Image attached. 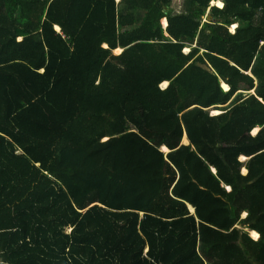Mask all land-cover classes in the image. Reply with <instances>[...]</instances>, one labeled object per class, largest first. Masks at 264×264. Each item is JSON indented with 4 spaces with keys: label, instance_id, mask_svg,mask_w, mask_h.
I'll list each match as a JSON object with an SVG mask.
<instances>
[{
    "label": "trees",
    "instance_id": "obj_1",
    "mask_svg": "<svg viewBox=\"0 0 264 264\" xmlns=\"http://www.w3.org/2000/svg\"><path fill=\"white\" fill-rule=\"evenodd\" d=\"M213 1L0 0V264H264V0Z\"/></svg>",
    "mask_w": 264,
    "mask_h": 264
},
{
    "label": "crops",
    "instance_id": "obj_2",
    "mask_svg": "<svg viewBox=\"0 0 264 264\" xmlns=\"http://www.w3.org/2000/svg\"><path fill=\"white\" fill-rule=\"evenodd\" d=\"M216 1H219V0H216ZM220 2H222V1H220ZM222 3H223V2H222ZM213 6H214V5H213ZM213 6H212V7H213ZM223 6H224V4H223ZM219 8H220V7H219ZM221 8H223V7H221ZM164 20H165V19H164ZM164 20H163V23H164V25H165V21H164ZM167 22H168V20H167ZM168 26H169V22H168ZM168 26L165 25L164 27H165V28H166V27L168 28ZM231 27L236 28L237 25H232ZM57 29L60 30L59 27H57ZM231 32H234V31H231ZM20 40H22V38H21ZM116 50H117V49H116ZM116 50H115V51H116ZM118 50H119L120 52H119L117 55L121 54L122 51H123V50L120 49V48H119ZM188 50H190V49H188ZM115 51H114V52H115ZM186 52H187V49H186ZM115 54H116V53H115ZM164 83H165V82H164ZM224 83H225V82H223L222 84H224ZM225 84H227V83H225ZM162 85H163V84H162ZM227 85H228V84H227ZM223 88H224V85H223ZM224 89H225V88H224ZM228 89H229V88H228ZM225 90H226V89H225ZM252 93H253V92H252ZM253 94H255V93H253ZM262 101H263V100H262ZM228 104H229V103H228ZM228 104H227V105H228ZM216 111H218L219 114L223 113V112L220 111V110H212V111H211V114H212V112H214V114H212V115H218V114H215ZM260 130H261V128H259V132H260ZM259 132H258V133H259ZM258 133H257V134H258ZM253 135H254V134H253ZM185 136L189 138L188 134H186ZM185 136H184L183 143H185V144H190V139H189V142H188V143L185 142V138H186ZM255 136H256V135H255ZM166 148H167V147H166ZM166 148H165V150H166ZM167 149H168V148H167ZM168 150H169V149H168ZM242 157H243V156H242ZM242 157H241V158H242ZM244 157H245V156H244ZM248 159H249V158H248ZM242 160H247V157H246L245 159H242ZM246 168H247V167H246ZM243 169H244V168H243ZM213 170L216 171L215 168H213ZM245 171H246V170H245ZM247 171L249 172V169H248ZM243 172H244V170H243ZM248 172H247V173H248ZM247 173L245 172V175H247ZM228 190H229V189H228ZM192 207H193V206L190 205V208H191V209H192ZM193 209H194V208H193ZM192 211H193V210H192ZM245 214H246V213H245ZM245 214H244V218H245ZM251 231H252V230H249V233H250V234H251ZM255 232L258 233L257 231H255ZM258 234H260V233H258ZM260 239H261V238H260Z\"/></svg>",
    "mask_w": 264,
    "mask_h": 264
},
{
    "label": "bare ground",
    "instance_id": "obj_3",
    "mask_svg": "<svg viewBox=\"0 0 264 264\" xmlns=\"http://www.w3.org/2000/svg\"><path fill=\"white\" fill-rule=\"evenodd\" d=\"M219 6H220V7H223V4L220 2V3H219ZM164 21H165V25L168 26L167 19H165ZM234 29H235V28H234ZM119 52H120L119 50H116V51H115L116 54H118ZM163 85H164V87H163L164 89H168V88H169V85H170V82H167V83H165V84H163ZM223 85H224V88H225L226 90H228V85L225 84V83H224ZM215 113H216V114H219V112H215ZM257 132H259V129H257V130L255 131V133H257ZM185 142H187V143L189 142V138H188V137L185 138ZM165 148H166V147H164V149H165ZM166 150H168V149L166 148ZM245 158H246V156H245V157H244V156L242 157V159H245ZM244 169L247 170L248 168L245 167ZM244 172L247 173L248 171H244ZM228 189L231 190L230 188H228ZM192 210H193V212L195 211V209H193V207H192ZM247 214H248V213H247ZM251 236H252L254 239H256V240H259V239L261 238V235L258 234V233H256L255 231H251Z\"/></svg>",
    "mask_w": 264,
    "mask_h": 264
},
{
    "label": "rangeland",
    "instance_id": "obj_4",
    "mask_svg": "<svg viewBox=\"0 0 264 264\" xmlns=\"http://www.w3.org/2000/svg\"><path fill=\"white\" fill-rule=\"evenodd\" d=\"M219 2L220 1H216V0H214L213 2H212V6L214 5V6H217V7H220L219 6ZM185 3H186V0H174V3H173V10H174V12H176V13H180V12H184V10H185ZM221 8V7H220ZM206 20H207V18H206ZM165 26V25H164ZM59 29H60V27H59ZM60 31V30H59ZM230 31H234V28L233 27H230ZM190 50H188L187 49V52H189ZM164 90H166V89H164ZM212 114H213V112H212ZM216 114V113H215ZM258 133V132H257ZM257 133H255V134H257ZM244 171H245V169H243ZM248 170V169H247ZM246 170V171H247ZM245 173V172H244ZM248 216V214L246 213L245 214V217H247ZM244 217V216H243ZM242 228H244L243 226H242Z\"/></svg>",
    "mask_w": 264,
    "mask_h": 264
},
{
    "label": "water",
    "instance_id": "obj_5",
    "mask_svg": "<svg viewBox=\"0 0 264 264\" xmlns=\"http://www.w3.org/2000/svg\"><path fill=\"white\" fill-rule=\"evenodd\" d=\"M167 12L169 11V8L166 10ZM212 19H213V16L212 15H208V17H207V22H211L212 21ZM167 28V27H166ZM57 31H59V30H57ZM228 88H229V85H228ZM229 90V89H228ZM253 93H255V91H253ZM169 149V148H168ZM165 150V149H164ZM166 151H169V150H166ZM249 157H247V159H248ZM215 171V170H214ZM251 183H253V182H251ZM194 208V207H193ZM191 209V208H190ZM195 209V208H194ZM191 211H192V209H191ZM192 213L194 214V213H196V209H195V211L193 212L192 211ZM247 231H249V229H247Z\"/></svg>",
    "mask_w": 264,
    "mask_h": 264
},
{
    "label": "clouds",
    "instance_id": "obj_6",
    "mask_svg": "<svg viewBox=\"0 0 264 264\" xmlns=\"http://www.w3.org/2000/svg\"><path fill=\"white\" fill-rule=\"evenodd\" d=\"M236 29V28H235ZM235 29H234V32H235ZM247 157V156H246Z\"/></svg>",
    "mask_w": 264,
    "mask_h": 264
}]
</instances>
